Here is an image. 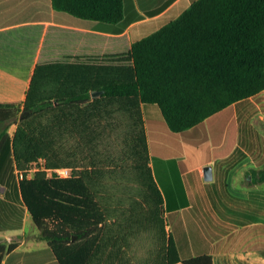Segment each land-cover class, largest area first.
<instances>
[{"label": "trees", "instance_id": "trees-1", "mask_svg": "<svg viewBox=\"0 0 264 264\" xmlns=\"http://www.w3.org/2000/svg\"><path fill=\"white\" fill-rule=\"evenodd\" d=\"M50 3L56 12L91 22L118 23L125 15L124 0ZM82 37L57 26L45 33L41 23L0 31L5 67L30 65L41 49L25 101H0V151L17 123L18 168L41 156L51 167L85 165L71 178L38 172L20 182L40 237L60 264H124L125 241L142 228L159 238L151 264L182 261L167 235L162 194L149 166L142 104H157L180 132L264 90V0H195L155 32L133 43L126 37L122 44L106 43L108 49L98 35L91 51L84 50ZM122 125L124 158L137 185L130 193L104 184L113 168L103 144ZM65 138L77 144L66 146ZM253 182H264V168L253 170ZM17 245H0V264ZM183 262L213 264V257Z\"/></svg>", "mask_w": 264, "mask_h": 264}, {"label": "crops", "instance_id": "crops-1", "mask_svg": "<svg viewBox=\"0 0 264 264\" xmlns=\"http://www.w3.org/2000/svg\"><path fill=\"white\" fill-rule=\"evenodd\" d=\"M194 1L124 0L123 20L109 23L56 12L50 0H0V31L41 23L45 33L50 26L82 32L88 51L92 39L102 36L108 49L106 43L122 44L123 37L133 43L155 32ZM40 52L30 65L0 64V101H25ZM142 110L167 235L182 258L169 264L203 254L212 255L213 264H264V182H253V170L264 168V90L180 132L171 129L157 104H142ZM9 133L0 151V229L19 225L13 211L20 208L24 232L0 237V245L18 243L2 264H60L23 200L10 128ZM208 165L212 179L205 176Z\"/></svg>", "mask_w": 264, "mask_h": 264}, {"label": "rangeland", "instance_id": "rangeland-1", "mask_svg": "<svg viewBox=\"0 0 264 264\" xmlns=\"http://www.w3.org/2000/svg\"><path fill=\"white\" fill-rule=\"evenodd\" d=\"M31 12V11H29ZM95 93V92H94ZM25 112L21 114V116H24ZM124 125L120 126L119 129L113 130V133L110 135L108 139L104 142V148H105V158L108 157L109 164L113 168V171L110 173H113L112 176H106L104 180V184L107 185L106 188L109 189V187L117 188L120 191L124 190L126 193H130L134 190L136 185V180L134 177V171L133 167L131 165V162L128 161L129 159L124 158ZM17 129V123H12L10 126V130L13 134H15ZM65 145L69 146L72 144H77V141L74 138H65ZM45 160L43 162V167H39L36 169L39 160ZM111 162V163H110ZM103 163V162H102ZM101 163V164H102ZM107 163V161H106ZM86 164V163H84ZM69 166L74 169V176L78 175L77 170L82 169L85 167L82 164L78 166L73 165H60L57 167H51L48 164L47 157L41 156L31 162V164L24 169L18 168V170L25 171L26 178L24 179H33L36 177L38 172H46V176L48 178L51 177H57L54 174V170L59 167ZM29 175V178H27ZM71 178V177H70ZM23 180V179H21ZM119 192V191H118ZM121 193V192H120ZM123 194V193H122ZM121 194V195H122ZM120 195V194H119ZM15 213V219L14 222L19 223L18 226L14 228H10L7 230L6 228L0 229V237H5L4 233H7L8 235H19L22 234L24 231L21 229V224L23 221V211L20 208H17V210L13 211ZM32 223V219H30V222L27 223V232L29 234L30 226ZM20 228L18 230L14 229ZM157 231L154 229H145L142 228V230L139 229V231L136 232V235L131 237L130 239L125 241V256L127 259H124V264H151L154 261L155 255L158 250V244H159V238L156 234ZM55 253V252H54ZM56 255V254H55Z\"/></svg>", "mask_w": 264, "mask_h": 264}, {"label": "built area", "instance_id": "built-area-1", "mask_svg": "<svg viewBox=\"0 0 264 264\" xmlns=\"http://www.w3.org/2000/svg\"><path fill=\"white\" fill-rule=\"evenodd\" d=\"M45 160H43V158H41V160H39L37 166L35 167L36 169H38L40 166L43 167V162ZM54 174L59 177V178H70L74 175V169L69 167V166H64V167H59V168H56L54 170ZM18 175H19V178L20 179H24L26 178V173L25 171H21V170H18ZM29 178V175H27Z\"/></svg>", "mask_w": 264, "mask_h": 264}, {"label": "water", "instance_id": "water-1", "mask_svg": "<svg viewBox=\"0 0 264 264\" xmlns=\"http://www.w3.org/2000/svg\"><path fill=\"white\" fill-rule=\"evenodd\" d=\"M94 94H97V92H95ZM205 176L207 179L213 178V168L211 165L205 167Z\"/></svg>", "mask_w": 264, "mask_h": 264}]
</instances>
